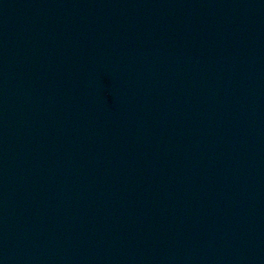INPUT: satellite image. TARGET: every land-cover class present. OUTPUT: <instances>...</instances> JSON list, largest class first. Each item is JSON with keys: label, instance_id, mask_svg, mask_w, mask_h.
<instances>
[{"label": "water", "instance_id": "obj_1", "mask_svg": "<svg viewBox=\"0 0 264 264\" xmlns=\"http://www.w3.org/2000/svg\"><path fill=\"white\" fill-rule=\"evenodd\" d=\"M0 264H264V0H0Z\"/></svg>", "mask_w": 264, "mask_h": 264}]
</instances>
